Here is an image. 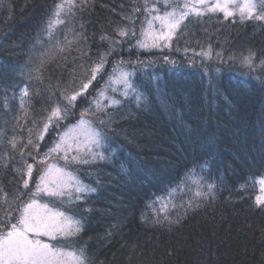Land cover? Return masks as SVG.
I'll return each mask as SVG.
<instances>
[{
    "label": "trees",
    "instance_id": "16d2710c",
    "mask_svg": "<svg viewBox=\"0 0 264 264\" xmlns=\"http://www.w3.org/2000/svg\"><path fill=\"white\" fill-rule=\"evenodd\" d=\"M152 3L164 11L181 0ZM256 5L252 18L191 13L167 44L145 49L143 0H0V224L17 223L37 190V161L84 110L99 149L69 164L83 191L40 195L79 224L52 245L84 264H264V19L255 18L264 3ZM119 69L126 84L112 80ZM57 107L64 118L45 130Z\"/></svg>",
    "mask_w": 264,
    "mask_h": 264
},
{
    "label": "rangeland",
    "instance_id": "374dc122",
    "mask_svg": "<svg viewBox=\"0 0 264 264\" xmlns=\"http://www.w3.org/2000/svg\"><path fill=\"white\" fill-rule=\"evenodd\" d=\"M143 1V15L145 17L137 40L138 46L141 47V44H146L147 47H142L145 49L163 46L169 42L175 32L169 39H160V35L163 32H166L167 29L162 28L160 22L154 18L162 17L167 12H171L174 9L159 11L153 5V0ZM262 1L264 3V0ZM217 2L218 0H204L203 3H200V0H181V5L184 3L195 5L201 13L204 11H210L209 9H211ZM219 2H227L229 5L228 11H231L233 14H241L240 6L244 3V0H219ZM216 11L225 15L224 11ZM149 21H151V24H149ZM121 74L126 73L122 69L117 70L115 78L112 80H118L119 82L126 84V78H122ZM103 93L105 92H101L96 100L98 105H101V102L106 97V93ZM88 114V112L83 110L79 114L76 122L67 125L65 129L61 130L56 139L52 142V145L43 154L42 159L37 161L36 165L40 170L38 175L37 190H35V194L31 200L22 203L19 206L20 208H18L20 218L24 206L30 202H35L33 208L31 209V213L33 217V225L35 226L36 231L28 233L29 238L48 244L52 251L58 254L53 258L56 264H77L76 258L79 257L82 259L81 255L76 251L54 246L51 243V241L55 238L68 236V234H61V232L57 231V229H62L65 233L71 232L74 234L76 232L75 229L79 228V224L75 217L51 206L48 202H45L41 196L63 198L71 196L74 192H77V188L85 189L77 174L69 168V164H74L84 160L85 158L96 156L98 152L100 134L94 125L91 124L89 119H86L87 116L90 115ZM65 133L72 136V139L67 140V142H62L61 138ZM94 133L96 134L95 137H93ZM93 139L97 142L94 143ZM57 144H60L59 149H56ZM52 193L56 194L54 195ZM258 197L264 199V176L261 177L259 181Z\"/></svg>",
    "mask_w": 264,
    "mask_h": 264
},
{
    "label": "snow or ice",
    "instance_id": "6c2138e0",
    "mask_svg": "<svg viewBox=\"0 0 264 264\" xmlns=\"http://www.w3.org/2000/svg\"><path fill=\"white\" fill-rule=\"evenodd\" d=\"M71 3V0H69ZM204 0H200V3H203ZM63 4L57 5V13L56 15L59 16L60 12L59 10L63 8ZM228 3L224 2L221 3L218 2L212 6L210 11H216L221 10L224 11L225 16H231L233 13L231 11H228ZM184 9V10H180ZM257 10V5L255 3V0H244V3L240 6V12L242 17L252 18ZM191 13H195L196 15H201L202 13L199 12V10L196 8L195 5L184 3L183 5H178L177 9H174L171 12H167L162 17H155L154 19L158 20L160 24L162 25V28L167 29L166 32H163L160 35V39H169L171 35L175 32L177 28L180 27L181 22ZM256 19H264V16L256 15ZM63 21L56 20L53 23H62ZM149 24H151V21H149ZM52 25H49L51 28ZM127 33L124 30L120 31L121 36H125ZM141 47H147L146 44H141ZM245 62L249 65L252 63L250 57L244 58ZM102 69V64L97 65L96 68L93 70L92 78L95 79L96 73L100 72ZM122 78H126V74H121ZM91 83V80L88 83H85L83 85V88L81 91H84L88 89L89 84ZM24 94L26 95L27 92L25 90ZM80 95V93H76L75 95L67 98L69 100V103L72 101H75L77 96ZM64 116L62 114V111L59 107L54 108L51 112V114L48 116V124H45V130L48 129L49 125L52 124L53 121H59L63 119ZM95 133L93 134V137H95ZM72 139V136H70L68 133H65L61 140L62 142H67V140ZM93 142H97L95 139H93ZM60 148V144L56 145V149ZM55 150V149H53ZM100 159H103L104 157H99ZM75 159V158H74ZM83 163H88L89 161H82ZM32 166H28V175H31ZM25 187L28 185V181H24ZM212 186L209 185V188ZM83 188H77L76 191L80 192L83 191ZM56 194V193H52ZM199 195V193H197ZM34 201L26 204L23 208V212L18 219L17 223H14L9 228L8 225L0 224V228L7 229L2 234H0V264H56L55 260L53 259L58 254L53 252L52 249L48 244L42 243L39 240H33L29 238L28 233L36 231L35 226L33 225V217L31 213V209L34 206ZM264 203V200H261V198H257V204ZM8 215H11L10 213ZM62 215V214H61ZM57 231H60L61 234H68L71 235V232L65 233L62 229H57ZM75 231H79V228L75 229ZM48 234V233H45ZM77 264H84V261L77 257Z\"/></svg>",
    "mask_w": 264,
    "mask_h": 264
}]
</instances>
